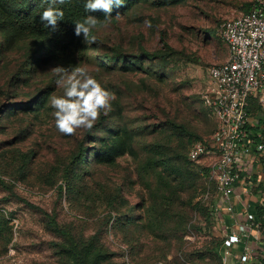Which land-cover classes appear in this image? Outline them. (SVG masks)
<instances>
[{"label":"rangeland","instance_id":"rangeland-1","mask_svg":"<svg viewBox=\"0 0 264 264\" xmlns=\"http://www.w3.org/2000/svg\"><path fill=\"white\" fill-rule=\"evenodd\" d=\"M255 2L135 0L92 31L95 43L45 54L29 72L32 39L11 42L0 29V264H60L48 212L79 238L101 239L118 264H218L226 233L215 187L188 149L216 130L208 71L229 48L210 31ZM142 48L167 56L140 59ZM76 65L114 99L91 130L66 136L49 105L63 91L50 70Z\"/></svg>","mask_w":264,"mask_h":264},{"label":"built area","instance_id":"built-area-1","mask_svg":"<svg viewBox=\"0 0 264 264\" xmlns=\"http://www.w3.org/2000/svg\"><path fill=\"white\" fill-rule=\"evenodd\" d=\"M221 33L229 56L208 71V106L216 130L208 142L195 143L189 157L215 187V211L226 233L224 264H229L234 250V264H260L264 254V0L225 21ZM252 208L262 211L261 216L256 217Z\"/></svg>","mask_w":264,"mask_h":264},{"label":"trees","instance_id":"trees-1","mask_svg":"<svg viewBox=\"0 0 264 264\" xmlns=\"http://www.w3.org/2000/svg\"><path fill=\"white\" fill-rule=\"evenodd\" d=\"M135 0H125V4L121 7L113 6V14L127 11L134 6ZM85 0H65L63 4H53V7L59 8L64 12V20L58 22L56 30L50 27H44L40 21V15L49 7V0H0V29L6 33L7 38L11 42L19 41L23 38H30L29 50V68L27 72L38 61H42L45 54L49 56H57L65 54L73 47L82 48L84 45L83 35L76 36L74 33V22L82 20L87 15L103 16L102 11L88 13L85 11ZM250 11V10H249ZM248 12V11H247ZM213 35L218 36L223 41V36L220 31L211 30ZM93 34V32L91 33ZM167 49L170 45L164 42ZM165 57L167 54L164 51L151 52L142 48L141 58H158ZM110 61H118L121 59L119 54L105 55ZM123 59V58H122ZM214 120V119H213ZM215 125L216 121L214 120ZM201 141V140H200ZM199 141L192 143L188 149V163L196 168L201 167L189 157L191 147ZM204 142V141H202ZM208 142V141H205ZM88 147L81 148V159L86 163V151ZM88 164V162H87ZM86 164V165H87ZM181 176V175H179ZM180 180H185L186 175L183 174ZM177 188V201L182 199V192ZM251 212L256 217H260L262 211L251 209ZM206 217H210L209 210L204 211ZM48 227L58 234L62 241L56 242L54 245L57 250L60 264H118L113 259V254L108 250L106 245L101 242L98 237H90L88 239L79 238L70 229L62 226L53 213H46ZM229 218V217H228ZM231 220L229 219V223ZM231 224V223H230ZM264 226V223H263ZM241 248V247H240ZM223 251H225L224 239L220 240V245L214 250L218 264H224ZM260 264H264V254L260 256Z\"/></svg>","mask_w":264,"mask_h":264},{"label":"clouds","instance_id":"clouds-1","mask_svg":"<svg viewBox=\"0 0 264 264\" xmlns=\"http://www.w3.org/2000/svg\"><path fill=\"white\" fill-rule=\"evenodd\" d=\"M65 0H49L47 7L40 15V21L44 27L56 30L58 22L64 20L63 10L53 7V4H63ZM125 0H85V11L93 13L102 11L104 20L101 21L94 15H87L82 20L74 22L76 36L83 35L86 44L96 42V36L92 31L98 25L107 27L112 20L113 6L121 7ZM120 14H116V19ZM150 26V22L146 21ZM55 74V84L62 89L61 95L52 94L49 97V105L53 109L55 127L57 131L66 136L75 135L78 129L91 130L99 120L102 112L110 110L111 100L114 99L102 84L91 75L85 67L56 66L50 70Z\"/></svg>","mask_w":264,"mask_h":264}]
</instances>
